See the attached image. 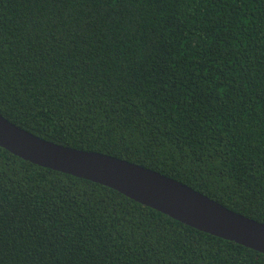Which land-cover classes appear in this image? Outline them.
<instances>
[{
  "label": "trees",
  "instance_id": "16d2710c",
  "mask_svg": "<svg viewBox=\"0 0 264 264\" xmlns=\"http://www.w3.org/2000/svg\"><path fill=\"white\" fill-rule=\"evenodd\" d=\"M0 114L264 223V0H0ZM0 264H264L0 147Z\"/></svg>",
  "mask_w": 264,
  "mask_h": 264
},
{
  "label": "water",
  "instance_id": "95a60500",
  "mask_svg": "<svg viewBox=\"0 0 264 264\" xmlns=\"http://www.w3.org/2000/svg\"><path fill=\"white\" fill-rule=\"evenodd\" d=\"M0 147L40 167L112 188L185 225L264 254V223L158 172L102 153L47 141L1 114Z\"/></svg>",
  "mask_w": 264,
  "mask_h": 264
}]
</instances>
